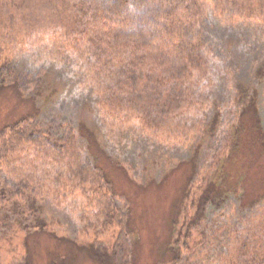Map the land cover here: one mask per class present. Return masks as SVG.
Returning <instances> with one entry per match:
<instances>
[{
  "label": "trees",
  "instance_id": "1",
  "mask_svg": "<svg viewBox=\"0 0 264 264\" xmlns=\"http://www.w3.org/2000/svg\"><path fill=\"white\" fill-rule=\"evenodd\" d=\"M35 2L0 0L2 39L13 38L16 31L18 33L14 30L16 18L22 20L25 9H34ZM228 3L235 6V15L241 22L259 26L264 35V0H228ZM40 4L47 7L56 24L61 25L66 45L78 48L90 59L93 78L100 87L99 101L112 115L123 116L125 111L137 109L140 120L157 125L161 122L157 116L173 119L198 107H210L207 112L203 111L205 123L196 142L188 147L191 155L178 162L189 161L192 166L179 205L180 214L190 199L194 207L191 218L195 223L212 207L232 199L242 210L258 205L262 208L263 220L249 241L251 247L244 250L249 255L243 264H264V189L255 193L253 203H245L246 172L252 151L264 148V58L258 57L250 70L232 78L231 99H216L210 103V97L205 99L209 85L204 82L215 69L216 57L203 27L215 11L213 0H43ZM12 10L17 12L14 14ZM228 46L231 48V39ZM230 55L234 56V52ZM3 56L0 49V91L12 88L20 99L28 93L33 109L37 106H34L36 93L39 101L45 103L54 98L56 87L48 86L40 71L24 73L14 56ZM257 56L254 55V59ZM223 66L227 73L233 72L229 70L232 63ZM38 114V108L28 111L0 128L1 149L13 150L25 144L34 146L32 152L21 158L20 166L12 170L15 184L27 191L46 170L54 168L57 184L65 177L74 189H80L96 203V210L82 213L81 219L90 222L97 236L116 229L110 251L112 263L132 264L134 229L128 210L117 206L112 177L99 162L100 155L105 154L103 156L132 180L138 177L132 178L126 165L106 151V143L100 139L102 128L96 122L81 120L78 126L65 123L58 131L52 122L40 120ZM151 115H156L155 121ZM90 152L93 159L87 160ZM238 163L243 164V170L233 176L229 167ZM15 187L13 185L14 192L1 188L3 195L10 196L0 199V210L5 218L10 217L7 211L10 209L25 214L36 209L35 198L28 193H25L28 201L11 198ZM36 216L34 226L44 227L41 217ZM17 218L18 223L23 224L20 217ZM172 242L168 264H182L183 246L178 237L174 236ZM90 245L93 257L102 261V256H106L102 253L107 249L99 243ZM248 246L247 243L245 249ZM31 261L28 255L20 264H32ZM64 261L62 258L56 262Z\"/></svg>",
  "mask_w": 264,
  "mask_h": 264
},
{
  "label": "rangeland",
  "instance_id": "2",
  "mask_svg": "<svg viewBox=\"0 0 264 264\" xmlns=\"http://www.w3.org/2000/svg\"><path fill=\"white\" fill-rule=\"evenodd\" d=\"M42 1L36 0L34 9H25L22 20L16 18L14 30L18 33L16 31L13 38L0 37V49L3 57H15L22 72L40 71L47 85L56 87L53 88L57 94L45 103L39 101L36 93L34 106H37L33 109L28 93L20 99L12 88L0 91V128L37 108L38 118L52 122L58 131L65 123L78 126L81 120L96 122L102 128L100 139L106 143V151L126 165L132 178L138 177L132 180L123 169L103 156L105 154L100 155L99 162L112 177L117 206L120 210H128L134 229L132 264L170 263L174 236L183 246L182 264H243L249 255L244 250L251 247L249 241L263 220L262 208L257 205L242 210L232 199L212 207L196 223L191 218L194 214L191 199L185 202L182 215L179 211L192 166L189 161L178 162L191 155L188 147L205 123L203 111L207 112L210 107H198L196 111L192 109L173 119L157 116L161 120L157 125L145 124L138 117L140 111L137 109L127 110L123 116L112 115L99 101L100 87L93 78L90 59L78 48L66 45L61 25L56 24L47 7L40 6ZM213 4L215 11L203 27L216 57L215 69L204 82L209 85L205 99L210 97V103L216 99H231L233 91L229 84L232 85V78L250 70L258 57L264 58L263 29L241 22L236 16L237 9L228 0H213ZM230 39L231 48L228 46ZM232 51L234 56H229ZM254 55L259 56L254 59ZM230 63L233 66L229 70L233 72L227 73L223 65ZM262 113L264 115V104ZM157 117L151 115L154 121ZM19 147L13 150L0 147V199L10 198L1 193L2 187L14 192L15 185L11 198L28 201L25 194L28 193L35 198L36 209L32 208L27 214L10 209L7 210L10 217L6 218L0 210V264H20L28 255L32 264H57L62 258L65 261L59 264H113L110 251L116 229L96 235L90 222L81 219L82 213L96 210V203L80 189H74L67 178L57 184L56 171L50 168L42 175L41 172L27 191L15 184L12 170L19 167L21 158L34 148L29 144ZM252 155L245 180L246 204L253 203L255 193L264 189V148L254 149ZM86 159H93L91 152ZM242 165L230 166L231 174H239ZM36 214L44 227L34 226ZM17 217L23 224L18 223ZM93 242L107 249L106 253L101 252L106 255L102 256V261L90 251ZM247 243L249 246L245 249Z\"/></svg>",
  "mask_w": 264,
  "mask_h": 264
}]
</instances>
